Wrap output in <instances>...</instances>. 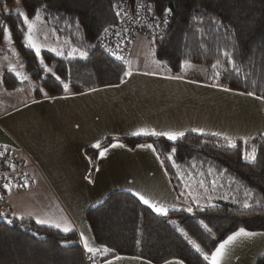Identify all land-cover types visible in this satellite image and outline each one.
I'll list each match as a JSON object with an SVG mask.
<instances>
[{"label":"trees","instance_id":"16d2710c","mask_svg":"<svg viewBox=\"0 0 264 264\" xmlns=\"http://www.w3.org/2000/svg\"><path fill=\"white\" fill-rule=\"evenodd\" d=\"M18 1L29 19L41 9L39 18L62 43L63 52L42 51L37 57L26 44L22 17L1 13L18 60L32 77L23 81L4 70L0 77L4 91L26 89L40 82V88L32 87L30 99L35 100L80 94L124 80L126 68L97 45L100 34L116 22L113 4L124 0ZM126 1H147L157 13L169 14L167 33L150 40L154 59L165 74L179 77L186 67H202L206 69L205 82L236 94L250 96L251 92L264 111V0ZM2 37L0 28V44ZM45 67L49 71H44ZM120 141L130 149L151 145L176 198L191 211L172 210L164 217L132 194H111L85 215L95 244L110 249L104 255L90 256V264L118 256L151 264H210L192 242L210 256L239 228L264 232V136L231 144L193 133L176 140L152 136ZM253 150L255 159H245ZM85 154L93 171L97 148H87ZM0 170L6 168L0 165ZM188 188L199 190L198 197L191 198ZM0 264H85V260L76 232L63 233L30 219L0 215ZM257 264H264V256Z\"/></svg>","mask_w":264,"mask_h":264},{"label":"crops","instance_id":"0c3cea01","mask_svg":"<svg viewBox=\"0 0 264 264\" xmlns=\"http://www.w3.org/2000/svg\"><path fill=\"white\" fill-rule=\"evenodd\" d=\"M142 38L147 39L140 37L136 42ZM143 41L146 45L147 41ZM125 68L131 75L125 76L118 85L80 94L29 98L0 113V152L20 160L21 171L27 177L21 187L7 191L2 202L6 210L2 214L30 219L63 233L76 232L84 256L106 253L95 244L85 215L111 194L126 192L145 205L136 195L139 193L166 211L175 210L170 207L171 203L178 204L152 147L130 149L120 141L122 138L167 137L132 134L145 130L149 133H193L227 141L243 139L228 132L229 120L206 117L197 108L204 103V98L216 95L217 100H221L232 92L205 81L134 70L129 61ZM241 97L258 103L257 110L264 115L258 99ZM87 148H97L93 171L90 170V158L85 154ZM101 151H105L103 157ZM149 164L152 169H159V180H154L153 184ZM159 201L165 204L160 205ZM39 220L48 223L41 224L37 222ZM57 223L59 228L55 227ZM65 226L70 231H63ZM81 235L98 251L87 252ZM263 256L264 235L240 238L227 246L221 264H257ZM118 257L99 264H151L136 257ZM164 264L182 263L170 261Z\"/></svg>","mask_w":264,"mask_h":264},{"label":"rangeland","instance_id":"374dc122","mask_svg":"<svg viewBox=\"0 0 264 264\" xmlns=\"http://www.w3.org/2000/svg\"><path fill=\"white\" fill-rule=\"evenodd\" d=\"M20 12L24 11L18 0H14V2L11 3H9L7 0H0V28L2 30L5 28L1 13L18 14ZM29 22H34L31 35L33 37L34 43L40 46V53L42 51H49L54 53L61 52L62 54V43L53 37L51 31L44 26L40 18L38 20L35 18L29 19ZM25 26L28 32V27L26 24ZM142 39H140L138 43L135 42L133 46L131 51L132 53L129 57V66L134 70H141L147 73L164 74L154 59V48L150 39H143L147 41L146 45L143 43L144 41ZM32 50L35 52L34 49ZM4 70L10 71L16 78L23 81H28L30 76V73L26 71L25 67L18 60V55L13 49L11 39L6 40L3 34L0 44V77ZM179 75V77L183 79L204 82L206 78V69L197 66H189L184 68ZM23 77H27V79H23ZM31 82H33V80ZM31 85L34 89L40 88V82H34ZM32 87L16 90L13 92H6L0 86V113L13 109L14 107L21 105L23 102H26L29 98H31L33 91ZM175 98V101H177L178 94H176ZM204 100V103H200V106L197 107L199 112H203L206 117L212 116L215 120H229V133H233L235 136L237 135L236 137L239 136L245 140H247L248 137L252 138L254 135L264 136V115L262 113V116L257 110L258 103L256 104L248 101L247 99H243L241 95L236 93L228 95L227 97L223 96L221 100H217L216 95L212 96V98H204ZM233 137L234 135L232 138ZM243 139L237 138L236 140ZM230 141L234 140L231 139ZM148 167L151 169L150 173H152V176H150V181L153 184L154 180H159V169H152L153 167L151 168V164H149ZM186 190L188 191L187 194L190 195L191 198L198 197L197 193L199 190L194 188H188ZM177 201L178 204L171 203L172 206L170 207H173L175 210L181 209L187 212L189 211V207L187 205H184L181 200L177 199ZM158 204L164 205L165 202L159 201ZM3 205L5 206V204L0 202V213H4L6 210ZM168 212L169 211L159 214L167 217Z\"/></svg>","mask_w":264,"mask_h":264},{"label":"built area","instance_id":"2783aa9c","mask_svg":"<svg viewBox=\"0 0 264 264\" xmlns=\"http://www.w3.org/2000/svg\"><path fill=\"white\" fill-rule=\"evenodd\" d=\"M112 10L116 22L100 34L97 45L124 66L138 37L158 39L167 33L170 26V17H158L147 2L119 1L113 4ZM0 165L6 168L5 171L0 170V202H3L7 191L21 187L27 177L21 171V164L10 155L0 153ZM84 260L85 264H90L88 256Z\"/></svg>","mask_w":264,"mask_h":264},{"label":"snow or ice","instance_id":"6c2138e0","mask_svg":"<svg viewBox=\"0 0 264 264\" xmlns=\"http://www.w3.org/2000/svg\"><path fill=\"white\" fill-rule=\"evenodd\" d=\"M167 9L165 10V12L167 13ZM41 14V9H36V13H35V19L38 20ZM18 15L20 17L23 18L24 23L27 25L28 27V32H26L25 35V41L27 46L31 47L32 49L35 50L37 57L40 56V46L37 45L36 43H34L33 41V37L31 35L33 27H34V22H29V19L26 15V13L24 12H20L18 13ZM105 32L108 31V29L104 30ZM3 34H4V38L6 40L10 39V35H9V31L8 29L5 27L3 29ZM57 55H61V53L57 52ZM82 56H85L86 53H81ZM117 59H119V57H117ZM231 62V61H230ZM41 65H43V60L40 61ZM157 64H159V61H156ZM183 68V65L181 66ZM213 67H215V65H213ZM44 71H49L48 68H44ZM125 76H129L131 75L130 72H125L124 73ZM176 78H181V77H176ZM23 79H27V77H23ZM57 80H60V77H56ZM123 82V80L121 81ZM67 84H64V88L65 90H67ZM227 90V89H225ZM248 95H252L251 92L248 93ZM193 131H197L196 129H193ZM133 135H139V134H145V135H164L167 136V138L169 140H176L178 137H182L184 135L183 132H165V133H158V132H147L145 130H140L139 132H135L132 133ZM213 135H217L216 133H213ZM229 143L231 144V141H229ZM113 147L117 146V145H112ZM120 147H123V145H119ZM96 147H99V144L96 145ZM138 147H148L151 148V145H147V146H143V145H138ZM106 151V150H105ZM105 151H101L100 152V156L103 157L105 155ZM245 159L247 160H254L255 159V150H253V153L251 155L249 154H245L244 156ZM26 186V185H25ZM5 187H8V185H5ZM136 195L138 196V198L145 204L148 205L149 207L153 208L154 211L158 212V213H165L166 209L161 207L156 206L155 204H153L149 199L145 198L142 194L136 193ZM244 207H248V205L245 203ZM189 211H191V209H189ZM0 215H3L2 213H0ZM38 223L44 224V223H48V221L45 220H39L37 221ZM66 223V222H65ZM172 223H175L174 221ZM55 227H60V224L57 223L55 224ZM207 227V226H205ZM63 231L68 232L70 231V228L65 226L63 228ZM208 231L210 232L211 229H208ZM258 235H264V233H254V232H249L244 228H239L236 232H233L231 235L227 236L226 239H224L221 243L218 244V246L215 248V250L210 254V256L208 254H205L199 245L195 244V242H192L194 247L196 248V250L198 252L201 253V255L204 257L205 260H209L210 264H221V260L225 254V249L227 248V246L233 244L234 242H236L238 239L240 238H252ZM81 240L84 241V249L87 252H95L98 251V249H94L93 247L89 246L87 240L84 239L83 235H81ZM105 252L110 251V249L105 248L104 249ZM119 258V257H118Z\"/></svg>","mask_w":264,"mask_h":264},{"label":"bare ground","instance_id":"6f19581e","mask_svg":"<svg viewBox=\"0 0 264 264\" xmlns=\"http://www.w3.org/2000/svg\"><path fill=\"white\" fill-rule=\"evenodd\" d=\"M142 2H147V1H142ZM147 4L148 5H150V7H151V9L154 11V13L158 16V17H160V16H164V17H166V16H169V14H159V13H157L156 12V10H155V8H154V5L152 4V3H150V2H147ZM170 17V16H169ZM171 24V19L169 20V25ZM138 38H140V37H138ZM137 38V39H138ZM144 38H146V37H144ZM136 39V40H137ZM147 39H152V38H147ZM136 42V41H135ZM135 44V43H134ZM132 51V50H131ZM131 55V54H130ZM129 61V60H128ZM128 63V62H127ZM127 63H126V65L124 66V67H126L127 66ZM10 156H12V155H10ZM12 157H14V156H12ZM15 158V157H14ZM16 159V158H15ZM30 161V163H32V161L31 160H29ZM19 163V162H18ZM85 257V256H84ZM89 257V260H90V256H88Z\"/></svg>","mask_w":264,"mask_h":264}]
</instances>
